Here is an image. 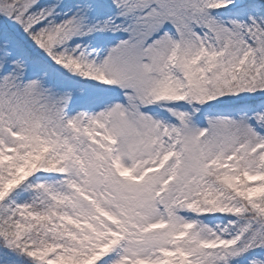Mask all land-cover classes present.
I'll use <instances>...</instances> for the list:
<instances>
[{"label":"snow or ice","instance_id":"1","mask_svg":"<svg viewBox=\"0 0 264 264\" xmlns=\"http://www.w3.org/2000/svg\"><path fill=\"white\" fill-rule=\"evenodd\" d=\"M0 264H264V0H0Z\"/></svg>","mask_w":264,"mask_h":264}]
</instances>
